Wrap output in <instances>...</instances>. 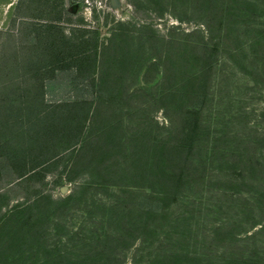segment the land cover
Here are the masks:
<instances>
[{
    "label": "rangeland",
    "instance_id": "obj_1",
    "mask_svg": "<svg viewBox=\"0 0 264 264\" xmlns=\"http://www.w3.org/2000/svg\"><path fill=\"white\" fill-rule=\"evenodd\" d=\"M5 1L0 264H264V0Z\"/></svg>",
    "mask_w": 264,
    "mask_h": 264
},
{
    "label": "trees",
    "instance_id": "obj_2",
    "mask_svg": "<svg viewBox=\"0 0 264 264\" xmlns=\"http://www.w3.org/2000/svg\"><path fill=\"white\" fill-rule=\"evenodd\" d=\"M22 175V174H21ZM19 175V176H21ZM114 183L102 181V180H83L77 184V186L72 190V194L74 195L76 193H84L87 189H99V190H107V185H112ZM142 187V191L140 193L146 194L147 190L144 188H147L150 190V192L160 193L161 196H168V195H175V188L174 192L169 193L170 189L163 188L159 190H154L151 185H140ZM176 184H172V187H176ZM123 194H135L137 191H133L131 189H120L119 190ZM2 193V190L0 188V195ZM69 198H63L59 201H66ZM128 206L123 205L120 203L117 204H111L108 206L107 210L109 211V218L112 216L114 219H116L120 226L117 230L113 231L111 234L109 233V236L112 237V239H116V244H119L122 242V240H126L127 237H130L135 231L134 229L129 226V224L132 222H135L131 219L128 221L125 219V214L127 212ZM263 209V207H261ZM3 210L0 208V214H2ZM30 218V216H29ZM2 217H0L1 221ZM131 220V221H130ZM125 223L126 225H122ZM259 227H264V222H259ZM32 223H30V220L25 219L20 223V225L17 227V233L19 237L18 243H21L17 249V251H14L12 256L11 264H44L48 258H50L53 254L56 253H50L47 254V251H51V248L48 247V240L45 238H42L41 229H31ZM254 229H257L254 228ZM255 231L253 230V233ZM135 234V233H134ZM137 234V233H136ZM250 234V233H249ZM135 236V235H134ZM97 237H101L98 235ZM136 239H139V236H135ZM42 252V253H40ZM64 252L68 253L69 257H71L72 252L71 251H63L59 254V257L64 258ZM40 253V254H39ZM67 259V258H66ZM117 260V256H115L112 259V264L115 263ZM254 262V260H253Z\"/></svg>",
    "mask_w": 264,
    "mask_h": 264
},
{
    "label": "crops",
    "instance_id": "obj_3",
    "mask_svg": "<svg viewBox=\"0 0 264 264\" xmlns=\"http://www.w3.org/2000/svg\"><path fill=\"white\" fill-rule=\"evenodd\" d=\"M8 3H9V1H5V2H1L0 3V6L2 4V6H1L2 12L4 11V8H5V6H7ZM5 26L6 25H4V22L2 21V19H0V29L3 28V27H5Z\"/></svg>",
    "mask_w": 264,
    "mask_h": 264
}]
</instances>
